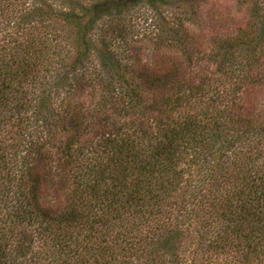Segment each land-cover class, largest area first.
<instances>
[{
    "label": "trees",
    "instance_id": "1",
    "mask_svg": "<svg viewBox=\"0 0 264 264\" xmlns=\"http://www.w3.org/2000/svg\"><path fill=\"white\" fill-rule=\"evenodd\" d=\"M194 3L0 0V264H264V4Z\"/></svg>",
    "mask_w": 264,
    "mask_h": 264
},
{
    "label": "rangeland",
    "instance_id": "2",
    "mask_svg": "<svg viewBox=\"0 0 264 264\" xmlns=\"http://www.w3.org/2000/svg\"><path fill=\"white\" fill-rule=\"evenodd\" d=\"M194 5L186 6L192 13L193 25L190 32L195 35L196 45H206L210 36L229 32L243 26L251 12L255 1L263 3L264 0H192ZM262 12V11H261Z\"/></svg>",
    "mask_w": 264,
    "mask_h": 264
}]
</instances>
